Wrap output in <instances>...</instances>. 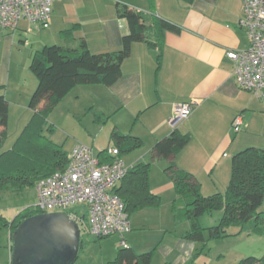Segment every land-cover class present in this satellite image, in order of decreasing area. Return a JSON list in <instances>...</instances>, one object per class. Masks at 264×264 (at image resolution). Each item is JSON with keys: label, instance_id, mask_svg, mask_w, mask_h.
<instances>
[{"label": "crops", "instance_id": "1", "mask_svg": "<svg viewBox=\"0 0 264 264\" xmlns=\"http://www.w3.org/2000/svg\"><path fill=\"white\" fill-rule=\"evenodd\" d=\"M243 1L194 0L187 4L183 0H52L49 29L26 21L15 31L0 29V95L9 103L3 151L15 145L33 116L30 101L37 79L23 73L33 54L51 45L78 49L82 42L93 54L119 50L129 25L118 16V9L127 6L145 16L147 37L158 46L152 49L145 42L134 43L130 57L122 64V77L114 85L77 86L60 103L74 107L84 101L96 116L111 119L113 132L140 139L150 152L176 128L190 134V143L174 158L177 168L197 179L203 196L225 194L232 177L231 156L256 148L248 146H255L256 137H264V132L256 131L261 125L255 121L257 97L238 87L234 63L227 57L229 51L249 46L242 26ZM159 19L178 26L181 32L162 35L155 24ZM64 31L69 34L64 36ZM186 103L193 104L190 117L172 126L175 110ZM239 115L243 116V125L235 133L233 122ZM142 160L136 163H144ZM165 161L166 170L169 161ZM164 180L158 183L150 176L151 189L155 191L161 184L176 200L174 184L168 177ZM187 225V231L179 235L165 229L152 264L159 258L167 264H194L199 259L195 257L201 245L183 237L190 229L189 222ZM131 227L125 240L136 251L144 229H134L132 223ZM254 227L247 233L237 230L232 237H248L253 241L249 252L259 251L264 256V237L253 234ZM245 254L237 255L239 261ZM11 257L10 246V264Z\"/></svg>", "mask_w": 264, "mask_h": 264}, {"label": "trees", "instance_id": "2", "mask_svg": "<svg viewBox=\"0 0 264 264\" xmlns=\"http://www.w3.org/2000/svg\"><path fill=\"white\" fill-rule=\"evenodd\" d=\"M183 1L191 4L194 0ZM118 16L129 25V33L123 37L119 50L93 54L87 44L82 42L78 49L51 45L33 54L29 66L37 79V88L30 101L33 116L15 145L7 151H3V148L9 103L0 95V194L22 193L27 188H35L40 180L64 171L69 164L68 153L62 145L45 135L46 129L53 132V126L48 122L52 111L77 86L114 85L122 77V64L130 57L134 43L145 42L152 49L158 46V43L147 37L148 25L143 14L123 6L118 9ZM155 24L162 35L165 32H181L178 26L162 19ZM67 34L69 31L63 32L64 36ZM97 117L106 122L107 118ZM112 141L120 151V158L124 152L143 146L140 139L116 130L112 134ZM190 141V134L176 128L153 146L151 155L154 162L169 161L165 171L172 180L178 197L174 205L175 220L177 223L183 220L190 223V229L183 237L201 245L195 258L209 247L212 240L234 236L228 232L229 228L242 230L252 220L255 224L253 234L264 237V211H260L264 203V149L248 148L236 154L232 159V177L225 194L205 197L197 179L180 171L174 161ZM99 157L104 161L112 159L106 157L105 149L99 152ZM151 167V163H139L128 168L126 176L115 188L116 194L125 204L129 219L133 213L160 204V197L152 191L150 185ZM217 211L222 213L219 224L210 228L202 227L199 219ZM40 214L43 212L35 207L19 212L12 221L0 214V225L9 230L12 250L14 234L19 226ZM83 245L81 240L80 249ZM154 253L155 251L138 254L128 246H121L115 261L109 264H152ZM240 264H264V256H249Z\"/></svg>", "mask_w": 264, "mask_h": 264}, {"label": "built area", "instance_id": "3", "mask_svg": "<svg viewBox=\"0 0 264 264\" xmlns=\"http://www.w3.org/2000/svg\"><path fill=\"white\" fill-rule=\"evenodd\" d=\"M242 26L247 33L249 46L242 51H229L227 57L234 63V77L238 87L264 100V0H244ZM49 29L52 22V0H0V29L15 31L21 22ZM193 104L186 103L175 110L172 126L190 117ZM243 116L233 122L238 133ZM104 161L94 149L77 145L69 155L64 171L40 180L36 185L35 208L43 214L63 213L82 229L98 238L119 235L121 245L132 230L126 207L115 188L126 176L128 168L120 158L117 147L108 146ZM81 206L77 212L74 206Z\"/></svg>", "mask_w": 264, "mask_h": 264}, {"label": "rangeland", "instance_id": "4", "mask_svg": "<svg viewBox=\"0 0 264 264\" xmlns=\"http://www.w3.org/2000/svg\"><path fill=\"white\" fill-rule=\"evenodd\" d=\"M24 25L21 23V26ZM23 73L31 76L33 80L36 77L30 71V68L25 69ZM258 106L255 110V121L260 122V126H256V131L264 132V100H258ZM59 103L52 111L49 117V125L53 126V132L50 133L48 129L45 130V135L51 138L53 142L62 145L65 152L70 155L77 145H85L94 149L95 153H99L108 146H113L112 134L114 124L111 119H106V122L100 120L92 108H87L84 101L79 102L76 106ZM71 107V108H69ZM71 109V111L69 110ZM248 118L246 121L249 122ZM244 131H249L244 129ZM261 133V134H262ZM257 149H264V137H256L253 140ZM6 149V148H5ZM144 160H142V157ZM235 156V155H234ZM123 161L127 168H130L133 163H136L140 158L144 163H151L150 176L152 180L158 183L165 181L168 177L165 171V160L154 162L152 160L151 152L146 146H142L133 151L123 153ZM233 155L231 156V162ZM141 162V161H139ZM138 162V163H139ZM137 164V163H136ZM169 178V177H168ZM172 182V180H171ZM173 184V182H172ZM159 188L155 194L160 197V204L157 207H148L131 215V223L134 229H144L138 237H144L138 242V253L154 252L155 248L160 245L165 236V229H172L178 235L183 234L188 229V222L183 221L177 224L174 214L175 196H168L166 194L165 186L159 184ZM157 192V193H156ZM175 192V190H174ZM36 187H30L19 194H0V214L7 220L12 221L19 212L24 209L33 208L36 205ZM176 195V193H175ZM174 197V198H173ZM82 207L77 205L72 207L73 210L80 212ZM260 211H264V203L260 207ZM222 213L217 211L213 214H206L199 219L202 227H214L219 224ZM183 224V225H182ZM137 226V227H136ZM254 227V221H250L243 227L242 231L247 233L249 229ZM240 228L231 227L228 229L229 233H234ZM209 234L206 232V237ZM252 237V236H251ZM81 240L83 248L80 249L79 256L74 264H109L114 262L118 251L120 250L122 238L119 235L111 236L104 239L86 233L83 229L81 232ZM248 237H229L226 240H212L210 247L204 250L199 256V259L194 264H240V252L247 254L246 257L258 255L262 257L259 251L250 253L253 248ZM136 241H134L135 243ZM10 246L11 239L9 230L0 225V264H10ZM146 249H149L146 251ZM12 250V248H11ZM239 252V253H238ZM261 255V256H260ZM246 257H241L244 259ZM159 258V257H158ZM156 264H167L163 260L156 259Z\"/></svg>", "mask_w": 264, "mask_h": 264}, {"label": "water", "instance_id": "5", "mask_svg": "<svg viewBox=\"0 0 264 264\" xmlns=\"http://www.w3.org/2000/svg\"><path fill=\"white\" fill-rule=\"evenodd\" d=\"M80 242V229L68 215L40 214L15 232L11 264H74Z\"/></svg>", "mask_w": 264, "mask_h": 264}]
</instances>
